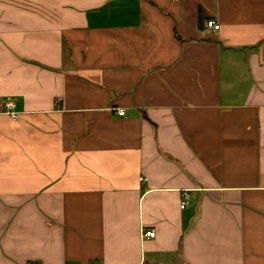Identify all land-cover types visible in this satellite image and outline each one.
Masks as SVG:
<instances>
[{
  "label": "crops",
  "instance_id": "crops-1",
  "mask_svg": "<svg viewBox=\"0 0 264 264\" xmlns=\"http://www.w3.org/2000/svg\"><path fill=\"white\" fill-rule=\"evenodd\" d=\"M0 264H264V0H0Z\"/></svg>",
  "mask_w": 264,
  "mask_h": 264
},
{
  "label": "built area",
  "instance_id": "built-area-1",
  "mask_svg": "<svg viewBox=\"0 0 264 264\" xmlns=\"http://www.w3.org/2000/svg\"><path fill=\"white\" fill-rule=\"evenodd\" d=\"M207 25H208V27H210V28H212L214 30H218L221 27L220 23L215 21L214 19H208L207 20ZM5 105L7 107H12L13 103H12V101H7L5 103ZM118 112L120 114H124L125 110L123 108H120L118 110ZM188 199H189V193H188L187 190H185V191L182 192L181 207H185L186 206V204L188 203ZM144 234L148 235V236H154L155 235V231L153 229H148V230L144 231Z\"/></svg>",
  "mask_w": 264,
  "mask_h": 264
}]
</instances>
